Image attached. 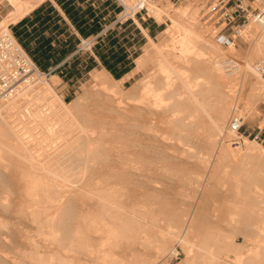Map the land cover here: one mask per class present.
Segmentation results:
<instances>
[{
	"label": "bare ground",
	"instance_id": "obj_1",
	"mask_svg": "<svg viewBox=\"0 0 264 264\" xmlns=\"http://www.w3.org/2000/svg\"><path fill=\"white\" fill-rule=\"evenodd\" d=\"M8 1L12 6L13 11L9 14L8 18H6L1 23L2 31H9L7 29L8 23L17 22L21 17L30 12V10H32L43 0ZM124 6L125 12L132 11L129 2L125 1ZM190 9L189 11L191 12H188L190 16L188 18H185L183 9L171 12L169 6H167L166 4H159L155 7V10L157 12L162 11L166 15L170 22V25L165 30V38L161 43H151L150 47H148L142 55L135 59V70L142 69L148 63H152L154 67L153 71L150 74H147L139 82L132 85V87L126 90V92H121L119 88L120 81L114 80L106 72H91L90 76L94 83L93 87L95 86V89L99 93L98 100L104 103V107L107 108L108 113L111 115L109 117V120L107 119L103 122V127L108 129L107 131L109 132L105 133L104 131L105 134L97 133L98 135L101 134V137L98 135V137L93 136V140H91L87 135H82L81 140L84 144L89 143L87 144V146L95 144V147L99 146L101 148L102 146H106L108 144L103 140L104 136L107 138V140L113 139V142L111 143L112 146L110 147L107 145L108 147H110V149H106L108 151L105 150L104 152H101L97 149H92L89 151L86 150L85 152L88 151L87 153L90 157L88 159H81L79 157L83 156L82 154H80L82 152V148H79L76 151L67 150V148L57 151V143H59L57 142V150L46 153L43 160L39 161L42 163L36 164L39 162L35 163L36 160H34L33 162V159H30L28 157V153L30 152L27 153V149H29L30 151L33 147H30V142L32 141V139H29V135H26L27 131H22V128L26 129V127H22V124V126H20L19 122H15V119L13 120L11 116H9V112L16 107L22 108V111L23 109L27 110L28 107L26 106L31 105L29 104L28 99L33 98L34 95H37L39 93H51L49 92L50 90L48 91L47 89L48 86L45 85V82L41 79L42 76L40 77L38 75H35L32 82L19 86L18 90H16V92L14 93L16 99L15 101L12 100L14 99V95H12L10 98L0 102V144L3 147H9L8 149H10V147L16 149L19 155H15H18L16 156V158H19H17L16 160L13 159L14 164L17 162L25 163L24 165H22L23 163H20L22 166H18L20 168H17L16 171H20V175L17 178L11 176V166H13V163H9V160L12 154L9 157L7 154H10L12 151H9L7 149L6 153V149L4 148V152L6 154H2V151L0 150V156H2V159L0 157V196L6 194L4 198H0L1 210H7L10 206V204L8 205V197L6 196H14V194L17 195L18 192H20V194H23L24 197L27 198V201L29 200L30 206L31 204H34L31 202H37V200H41L39 199V195H43L45 198H47V201L44 199L45 202L52 201L53 204L54 199L49 200L50 197L47 196L53 193V189H60L61 186L59 187V184L63 180H61V182H58L59 184H57L56 181V183L53 182L55 176L54 178L52 177L51 180L50 178L45 177V175H43L44 171H39V169L45 166L47 170L48 168L52 170L58 163L64 161L74 162L76 160H80L79 162L84 164H89L90 162H92L93 166L86 165L87 167H85L86 172L90 174L101 169L99 163L103 164L102 166L105 167L107 163L110 162L108 159H110V156H112L113 154V156H115V160L119 164L118 169L116 170L119 175H121L122 177H129L131 179L140 176L145 179L146 176L143 174V172H141L144 167H140L142 165L140 160L144 152L142 150H140L141 152H135V148L146 149L147 146H150L151 143L156 142V144H159L158 148L162 152H164L165 157L168 158L169 156H171L174 158H178V156H180L185 157V159L187 160H191L197 157L198 152L196 151V148L198 146H212L216 142L217 137L219 135H222L225 129L228 133L231 134V137L233 136V134L226 128L225 123L226 120L229 119L228 116L230 115L232 110H235L233 109L235 108L236 104L234 103V96L236 95H234L235 89L239 88L240 95L238 96V101L241 100L244 103V105L246 106L245 111H247L248 113L253 112V107L257 105L260 98H264V82L259 80L257 76L259 74L255 70V59L260 58L264 53V27H262L258 23L256 24H258L260 28L258 26L255 27L254 24L246 25L240 32L242 38L247 41L248 44H250V48L245 56L238 55L232 43L226 46L228 47L227 52H222L220 51V46L212 43L210 41V38L204 33V31L200 27L195 11ZM176 31L180 32V38L176 42L175 48L173 47V44H171V41ZM243 32H245V34H243ZM247 34L250 35L249 38L252 37L250 40L246 38ZM152 84H154V86H152ZM243 91L245 93L244 96L241 97ZM105 92H108L109 94H103ZM110 93L111 96H109ZM37 96H35V98ZM81 100L82 98L74 102L71 107H77L80 104ZM119 103H122V106H120ZM31 106H29L30 110ZM130 108L132 109L131 113L133 114L131 115L133 117L127 119L124 113L127 114V111ZM13 111L11 113H13ZM16 111L17 110H15L14 113ZM152 117H155V119H157V121L161 124L160 126L163 125L164 127H166L165 132L160 133L159 131H155L152 128L154 127V124H152ZM25 119L23 120V122L25 121ZM16 121H18V119ZM31 123L33 122L31 121ZM35 124L37 125L36 122ZM27 125L29 126V124H26L25 126ZM84 126L80 128H82V130L86 129V127ZM43 128L44 127L42 126V128L40 129L41 131H39L41 132V134L42 132L45 133V131H43ZM47 130H49V127ZM63 131L65 132V130ZM87 131L89 132V135L95 134L94 131L89 128L88 130H86V132ZM75 132H79V130ZM73 133L71 135L74 138ZM60 135V137H63V139H66L65 136H68H62V134ZM54 136L55 135L53 133V137ZM77 139L78 138L74 139L75 143ZM245 141H247L245 152L243 154H237V156L235 155L234 158L239 161L234 164L236 177V188L234 194L239 198L237 199L236 206L231 211L226 212L224 208H222V201H219L218 192L209 191V193L207 194L203 193L205 192L206 188L204 184L203 186L197 185L199 179L195 178V180H188L187 184L189 186L196 185V187H198V193L200 192L201 197L205 198L206 195H210V197L212 198L211 207H204L202 205V200L197 199L189 207L190 210L180 208L177 212L169 216L166 224L168 231L161 235L158 234V239L156 238L158 236L155 237L156 239H153L150 235L148 236L146 228L144 229L146 231L143 232L145 235H147L144 238H137L139 234L136 233V228L134 232L131 229L132 227L128 223L123 221L124 219H127V217L125 215L118 214L121 212V208L117 211L116 214H110V211L113 212V209L116 210L118 206V203L115 199V190L113 191L111 187L109 188V190H107L109 192L106 193L107 191H103L104 188L102 190L101 186L98 187L97 183L99 181H96V183H94V181L93 184H96L95 188L101 189L93 190L98 191L96 192L98 193L99 197L97 205L101 209V212L97 211L96 213L95 211L94 214L98 215L100 222H102V224L105 223L103 225L106 226H117L115 223H113V219L120 222L123 221L125 223V227H127L126 225H128L130 227V230L135 233L134 236L137 235L136 237H134L133 235L131 237V233L129 230L128 231L130 234L127 232L129 234V237H127V234L125 232H121L124 231V229L121 230L115 227L116 229H118V232L116 230L118 237H121V235L119 236L118 234L119 230L123 235L125 233L126 237L124 235L123 238H116L115 236H110L108 233L106 234L105 231H103L104 233L100 232V239L96 240L94 246L85 244L83 241L86 239H84L83 233L81 234L83 238H77V234L79 233V230L77 231L78 226L81 222V224H83V226L81 225V227H84V224H89L87 227H95V225L93 226V220L95 219H92L93 217L91 218V215L89 216V214H87L88 216L86 217L82 216L80 218V215L74 214L72 212V208L68 207L66 203H63L64 197H60L59 195V200L57 199V201H55L59 204V202L63 200L60 203L61 206L55 205L58 207H53L54 209L51 212H48L49 209L47 207L50 204H44L48 206H44L42 204L44 206V209H42L39 213L37 212V215L34 214L35 216L33 217V222H36L37 226H39L40 228V230L36 231V233L38 232V235L44 237L45 242H49L51 245H55L57 243L60 246H58L60 249L61 247L62 249H65L64 242H67V251H74L75 253L76 250H82L87 252V256L90 258L91 264H158L160 259L159 257L163 255L164 252H168L171 256L176 255L177 246H179L183 251L186 250V260L189 261V264H264V153L259 150L258 147L252 144L255 143L252 140L250 141V139L244 138V142ZM50 143L48 145H50ZM43 145L44 147H46L45 144ZM48 145L47 147H49ZM3 155H7L9 160H5L7 157L4 159L5 156ZM223 155H228L230 157L233 154L230 150H226ZM103 156H105V158L100 162L99 159ZM31 157L34 158V156ZM50 170L48 172H50ZM63 170L65 171L66 169ZM159 170L161 169L159 168ZM53 171L55 172V170ZM61 172L63 171L61 170ZM68 172L66 173L68 174ZM66 173L63 175H66ZM51 175H53V172ZM56 176H58V174ZM62 177L64 176L61 175V177L59 178ZM101 178L103 180V177ZM243 179L247 181L249 180V185L245 184L243 182ZM57 181L59 180L57 179ZM99 183H101L100 185H102V182ZM240 184L245 185L244 187L247 190L245 193H242L240 191ZM250 184L256 186V192L250 191ZM87 189L89 190V188ZM36 193H39L37 194L39 197L35 195ZM57 193L58 192L55 193L56 196ZM73 193L74 192H69V195ZM34 195L38 199L36 198V200H34L35 198L32 197ZM74 195L75 194H73V196ZM76 196L77 195H75V197ZM22 199L16 200L14 202V205L19 204L18 207H21L20 204H24V201ZM56 202L54 204H56ZM109 203L111 204V206L108 208L107 205ZM26 206L25 209L29 207ZM120 207L123 208V206ZM108 209L110 210L108 211ZM74 210L76 211L77 209ZM129 210L130 209L128 208V211ZM24 211L26 212V210ZM131 211L137 213L133 210ZM22 212L23 211L19 212L18 214ZM15 215H17V212ZM23 215H18V218H15L13 216L10 218L15 219L16 221L20 220L19 217L21 216L22 218L26 217H23ZM30 215L33 216L32 214ZM131 217L133 218V216L128 217V222H130ZM26 218L25 220H27ZM131 222L133 221L131 220ZM98 224L100 225L101 223ZM121 224L122 228H125L123 227V223ZM4 225L5 224H3L2 227H4ZM141 225L144 226V224ZM142 226H140L139 224V227ZM103 228L105 227L103 226ZM44 229L48 230L49 232L45 233L46 230L44 231ZM80 230L82 231L83 228H80ZM100 230H102V228H100ZM92 231L94 230H91L90 232ZM110 232L112 233V229ZM85 233H87V231H85ZM95 233L97 234L98 231ZM140 233L142 234V231ZM88 234L90 235V233ZM88 234H86L87 238L89 237ZM141 234L139 235L140 237ZM48 237L54 238L49 239ZM76 244H78V246H75ZM33 245H35V247L37 248L39 247V249L40 247L44 246L41 244H37L36 242H34ZM16 246L18 245L16 244ZM16 246L15 251L17 249ZM39 249H37L38 253ZM17 250H20V248ZM15 251H13V253ZM92 251H94V254H92ZM48 253L49 254H47V262H49V264H53L54 262L52 261L54 260L57 262L56 264H59V260H63V258L61 257L62 255L59 256L55 253ZM34 255L35 257H38L37 254L34 253ZM33 256L31 257L33 258ZM42 256L41 261L42 264H44L43 259H47V256ZM38 258H36L35 261H37ZM81 261L82 259L80 256V262ZM60 264H62V261ZM65 264L67 263L65 262Z\"/></svg>",
	"mask_w": 264,
	"mask_h": 264
},
{
	"label": "rangeland",
	"instance_id": "obj_2",
	"mask_svg": "<svg viewBox=\"0 0 264 264\" xmlns=\"http://www.w3.org/2000/svg\"><path fill=\"white\" fill-rule=\"evenodd\" d=\"M95 2H97V3H95V6L98 4L97 6L100 9L99 12L102 14V17L100 19L101 29L96 34H92V35L86 36V37H81L79 39V41H71V44L73 42V51H70L67 55L64 56L65 57L64 59L59 60V62H57L56 64L49 65L47 68L39 67L36 64V62L33 60L30 53L22 46V43L19 41V44L23 48L24 52L32 60V62L36 65L37 69L41 73V75H38V76H40V77L42 76L41 79L45 82V85L48 86V88H47L48 91L50 90L49 92H51L49 94H46L44 92H43V94L39 93V94H37L39 96L34 95L33 98L28 99L29 104H31L32 106L27 105L26 106V107H28L27 110L23 109V111H22V108L16 107L17 109L16 108L13 109L14 111L17 110L15 113L13 110H10V112H9V114H10L9 116H11V118L13 120L15 119L14 120L15 122H19L20 126L23 125L22 127H26L27 130L25 128H22V131H25V132L27 131L26 135H29V139H32V141L30 142L31 146L30 145L29 146L33 147L30 151H29V149H27L28 150L27 153L30 152V153H28V157L30 159H33L32 160L33 162H34V160H36L35 163L39 162L40 160H43L46 153L51 152L53 150H57L56 149L57 147H58L57 151H60V150L66 149V148H67V150L76 151L77 149L82 148V152L80 154H82L83 156L80 155L81 157H79V156L78 157L81 159H88L90 157L89 154L87 153L89 150H92V149L96 150L97 149L98 151L104 152L106 149H110V147L112 146L111 143L113 142V139L107 140V138L105 136L103 137V140L105 142H107L108 143L107 145L110 147H108L106 145V146H102L100 148L99 146L95 147L96 146L95 144H93L91 146H87V144H89V143H85L86 144L85 145L81 140L82 135H87L91 140H93L94 139L93 136H95V137L100 136L101 137V134L98 135L97 133H104V131H105V133L109 132V131H107L108 129L103 127V122L107 119L109 120L110 119L109 117L111 115L108 113L107 108L104 107V103L98 100L99 93L95 89V86L93 87L94 83H93L91 76H90L91 72H93V71H99V72L104 71V72H106L114 80L120 81L119 88H120L121 92H124V91L126 92V90H128L130 87H132V85L139 82L147 74H150L154 69L153 64L148 63L142 69L135 70V66H136L135 65V59L137 57H139L140 55H142L147 50V48L150 47L151 43L159 44L163 41V39L165 38V30L170 25V22H169L168 18L166 17V15L162 11L157 12L154 9V11H153L154 19L151 17H148L147 15H141V14H136L132 17H129L131 15V12H129V11L125 12V9L123 10L121 5L114 0H96ZM207 2H208V0H157L158 5L159 4L160 5L166 4L167 6H169L171 12L183 9L185 18H188L190 16V14L188 13V12H191V11H189L190 8H191L190 10H194L196 13L198 22L200 24V27L202 28L204 33L210 38V41L212 43H214L215 45H219L221 48L220 51L227 52L228 47L221 46L220 44H218L214 41V39L212 37V32L210 30V29H212L211 28L212 22L209 20L208 17L201 15V13L203 12ZM12 11H13V8L10 5L8 0H0V32H2L1 23L6 18H8L9 14ZM237 23H238V25H241L238 36L232 35L231 30L229 28L230 24L225 27L224 33H225V35L230 36V38H232V40H233L232 45L236 49L238 55L245 56V54L248 52V50L250 48V44H248V42L242 38V36L240 35V32L243 30V28L246 25L254 24L255 27L258 26L259 28H260V26L258 24H256L255 22H253L252 20L251 21L246 20L244 22L239 21ZM145 26H146V28H145ZM136 27L139 28L138 32L135 31ZM8 28L10 29V31L13 34L15 33L14 32V23H8L7 29ZM145 29H147V30H145ZM107 31H110V32L113 31L115 33L114 36L118 37V42L121 45L126 46V51L128 53L127 58L132 59L131 60V64H132L131 68L127 72H125L124 74H122L118 77H114L108 70H106L104 68V66L101 64L99 59L96 57L94 49H93V46L96 44V42L98 40L97 37L101 36L103 38L105 35H107ZM243 34H245V32H243ZM249 36L250 35H248V34L246 35V38L248 40H250L252 38V37L249 38ZM179 38H180V32L176 31V33L174 34V37L171 41V44H173V47L176 48V42L178 41ZM125 40H127L128 42H131V44L129 46L126 45L127 43ZM103 42H104V44L106 43L105 40H103ZM73 55H75L77 57V60H74V61L76 62L75 68H77L78 72L74 71L72 74L68 75V74L64 73V69L59 68V66L65 60L68 62V65L70 66L73 59L71 60L69 58ZM87 57H92L95 63H94V65H92V67L89 70L84 72L82 67H83L85 61L87 60ZM258 59H255V62ZM67 68H70V67H67ZM257 76H258L259 80L264 82V76L263 75H260V76L257 75ZM54 77L57 79H55ZM152 86H154V84H152ZM244 93L245 92L243 91L241 97L244 96ZM103 94H109V93L105 92ZM13 95H14V97H13L14 99H12V100L15 101L16 100L15 94H13ZM234 95H235L234 96V103H236V104H235V108H233L235 110H232V112L233 113L240 112L244 118V124L257 125L258 122L260 121V119L262 118V116L264 115V98H260L257 105L253 107L254 114H253V117H251L252 112L248 113L247 111H245L246 106L244 105V103L241 100L238 101V96L240 95L239 94V88L235 89ZM35 96H37V97L35 98ZM109 96H111V93ZM80 98H82L80 104L77 107H71V105L74 102H76L77 100H79ZM119 105L122 106V103H119ZM29 106H31V110H30ZM33 108H34V110H33ZM67 108H69L70 110ZM28 110L31 112H29ZM131 110L132 109L130 108L127 111L128 112L127 114L124 113V115L127 119L133 117L131 115V114H133V113H131ZM12 111H13V113H11ZM23 112H25L26 114ZM129 112H130V114H129ZM232 112L228 116L229 118L233 114ZM16 117H17L18 121H16L17 120ZM152 118H153L152 121L154 122V123L152 122V124H154L153 125L154 127H152V128L155 131H159L160 133L165 132L166 127H164L163 125L160 126L161 124L157 121V119H155V117H152ZM24 119H25V121L23 122ZM76 120H79L80 122L76 121ZM227 120H226V123H227ZM31 121L33 123H31ZM35 122L37 123V125L35 124ZM226 123H225V125H226ZM26 124H29V126L28 125L25 126ZM43 124H45V125H43ZM74 124L77 125L78 127L75 126ZM39 125H41V126H39ZM42 126L44 127L43 131H45V133L42 132V134H41V132H39V131H41L40 129L42 128ZM62 126H63V128H62ZM83 126L86 127V129H84L85 133H84V130H82V128H80ZM28 127H31V128H28ZM48 127H49L50 131L47 130ZM75 127H76V129H75ZM88 128L91 129L92 131H94L95 134H90L91 135L90 136L89 132L88 131L86 132V130H88ZM72 129H74V130H72ZM224 129H225V126H224ZM63 130H65V132ZM78 130L81 134L79 132H75ZM247 130H248V128L246 126L241 128V131L246 132ZM30 131H34V132H30ZM73 132L76 134H74ZM37 133H39V134H37ZM53 133L55 135L54 136L55 138L53 137ZM72 133H73L74 138L71 135ZM60 134H62V136H65V135H68V136H65L66 139H63V137H60L61 136ZM69 135H71V136H69ZM50 137H52V138H50ZM75 137L78 138L76 140V143L74 140V139H76ZM56 138H58V139H56ZM229 138H231V134L228 133L227 130L225 129L223 134L219 135L217 137L216 142L212 146H210V147H208V146L204 147L203 145L198 146L196 148V151L198 152L197 157L194 159H191V160L190 159L187 160V159H185V157H180V156H178V158H174L171 156H169L168 158L165 157L164 152H162L158 148L159 144L158 143L156 144V142L151 143L150 146H147L146 149L135 148V152H138L140 150H142L144 152V153L142 152L143 154H142V157L140 160L142 165L140 164L141 166L140 165L139 166L142 168L144 167L143 168L144 171L141 168L142 169L141 172H143V174L146 176L145 179L140 177V176H137L136 178L134 177L131 179L129 177L127 178V177H124V176L122 177L121 175H119V173H117V171H116L118 169L119 164L115 160V156H113V154H112V156H110V159H108L110 162H108L105 167L102 166L103 164L99 163L101 169L97 170V172H93L90 174H88L86 172L85 167H87L86 165L93 166V163L90 162L89 164H84V163L79 162L80 160L79 161L76 160L74 162L73 161L72 162H69V161L60 162L52 170H50L49 168L47 170V168L45 166V167L39 169V171L43 170L44 171L43 175H45V177L50 178V180L52 177L54 178V176H55L54 181L52 179V181L54 183L57 182V184H59L58 182H61V180H63L61 182L63 184L66 181L65 182L66 184L64 183L65 185L64 184L62 185L61 183L59 184V187L61 186L63 188H61V187H60V189L58 187H56L58 189L52 188L55 191V193L58 192L61 194L57 193V196H56L54 191H52L53 193H51L47 196V197H50L49 200L54 199L53 204L57 201V199L59 200L60 197H64V198L66 197L65 199L63 198V200L65 202L62 199L61 200L63 201V203H66L68 205V207L72 208V212L74 214L80 215V218L82 216L83 217L88 216L87 214H89V216L91 215L90 217L91 218L93 217L92 219H95V220H93L95 223V224L93 223V226L95 225L96 228L99 225L98 223H101L98 226V228L96 229L95 227H87L89 224H87V225L84 224V227H81V225L83 226V224H81V222H80V225L78 226V229H77V231L79 230L78 231L79 233L77 234L78 235L77 238H79V239L83 238V236L81 235L83 233L84 239H86L83 241L85 244H90L91 246H94L96 240L100 239V236H99L100 232H103V231H105L106 234L108 233L110 236H113V237L115 236L116 238H123L125 233L127 234V237H129L128 235L131 233V237H132V235L133 236L135 235V233H134L135 231L137 234L140 235L141 234L140 232L142 231L143 235L141 234V237L139 235H138L139 237L137 235L136 236H137V238H144L147 235V234L146 235L144 234V232L146 231V230H144L145 228L147 229L148 236L150 235L153 239H156V238L158 239L159 235L164 234V233H166V231H168L166 224H167V219L169 218V216H171L173 213L177 212L180 208L190 210L189 207L197 199L202 200V205L204 207H207V208L211 207L212 198L210 197V195H208V196L206 195L205 198L201 197L200 192L198 193V191H199L197 189L198 187H196V185L189 186L187 184L188 180H195V178L199 179L200 181L198 180L197 185L203 186V184H204V186L206 188L205 192H203V193L207 194V193H209V191L210 192H218L219 193V195H218L219 201L220 200L222 201L221 206H222V208H224V210L226 212L233 210V208L236 206L237 199L239 197H237L234 194V191L236 188V177H235V171H234V167H235L234 164H236L239 161H237L234 158H235V155L237 156V154H243L245 152V147H246L247 141H245V142L243 141L239 146L234 147V145H232V143H230ZM67 139L68 140L70 139L69 142ZM57 142H59V143H57ZM36 143H37V145L38 144L39 145L37 146ZM42 143L45 144L46 147L49 143H50V145H48L49 147L46 148V147H44V145ZM56 143L58 146L56 145ZM248 143H252V142H248ZM252 144L255 145L256 147H258V149L264 153V150L257 143H252ZM53 146H55V147H53ZM27 147H28V145H27ZM38 147H39V149H38ZM68 147H69V149H68ZM151 147H153V148H151ZM0 148H1L0 150L2 151V154L3 153L6 154L7 149L9 147H6V146L3 147L0 144ZM43 148H45V149H43ZM4 150L6 153L4 152ZM8 150L12 151L11 153L8 152L10 154H7L8 157L12 154L10 156L11 157L10 160L8 159L7 155H3V156H5L4 159L7 157L5 160H9V163H13L12 164L13 166H11L12 167L11 168V171H12L11 176H14L17 178L20 175V171H16L17 168H20L18 166H22L25 163L20 162V163H23L21 165L19 162H17V163H15L16 164L15 165L13 162V159L16 160L17 158H19V157L16 158V156H18L19 154L16 151V149H14L12 147H10V149H8ZM86 150H88V151L85 152ZM226 150H230L233 155H231L230 157L228 155H223ZM106 151H108V150H106ZM15 154H18V155H15ZM41 154H42V156H41ZM0 155H1V153H0ZM35 155H36V157H35ZM31 156H34V158ZM0 157L2 159V156H0ZM12 157H14V158H12ZM37 157H39V158H37ZM143 157H145V158H143ZM104 158H105V156L101 157L99 159L100 162ZM11 159H12V161H11ZM41 163L42 162H39L36 164H41ZM159 168L161 170H159ZM63 169H66V170L64 171ZM162 169H164L165 171ZM49 170H50V172H48ZM53 170H55V172ZM61 170L63 172H61ZM18 172H19V174H18ZM52 172H53V175H51ZM66 172H68V174ZM47 173H50V174H47ZM56 173L58 174V176H56L57 175ZM65 173H66V175H63ZM61 175L64 177L59 178V177H61ZM105 175H106V177H105ZM79 176H81V177H79ZM101 177H103V180ZM63 178L64 179L66 178V179L64 180ZM57 179L59 181H57ZM96 181L102 182V185H100L101 183H99V182L97 184H98V187L99 186L102 187V188L100 187L102 190L104 188L103 191H107L111 187H112L113 191L115 190L114 191L115 192V199H116V202L118 203V206H117L116 210L113 209V212L110 211V214H112V213L116 214L117 211L120 210V208H121V210H120L121 212L119 211L120 213H118V214H122V215H125L127 217L128 220L124 219L123 221L128 223L132 227L131 229L133 231L136 228V230L134 232L132 230H130V227L128 225H126L127 227H125V223L123 221L120 222V221L115 220V219H113V223H115L117 226L103 225L105 223L102 224V222H100V220H99V216L94 214L95 211H96V213H97V211L101 212L100 207H98V205H97L99 197H98V193H96V192H98V191H93V190H101V189L95 188L96 184H93V182L96 183ZM243 182L245 184H248V185L250 183L249 180L247 181L244 179H243ZM103 185H105V186H103ZM244 186L245 185H243V184H240V186H239V189L242 193H245L247 191ZM75 187H77V188H75ZM249 187H250L249 188L250 191H254V192L257 191L255 185L250 184ZM87 188H89V190ZM67 190H69V191H67ZM69 192H71V193L74 192L73 194H75L77 196L75 197V195L73 196V194L69 195ZM108 192L109 191H107L106 193H108ZM37 194H39V193L35 194L37 197L42 196L41 198L39 197V199H41V200L40 201L37 200V202H34V201L31 202V203H34V204H31V206L29 204L30 203L29 200L27 201V198H25L23 194H20V192H18L17 195L14 194V196L13 195L6 196V197H8V205L10 204V206H9L10 209L9 208L7 210H1L0 209V222L2 223V224L0 223V264H39V263L42 264L41 256L43 254H45L42 257H46L47 254H49L48 252L55 253L56 255H59V256L62 255L61 256L63 258V260H61L62 264H65V262L67 264H91V260L87 256L88 255L87 252L82 251V250H80V251L76 250L75 253H74V251L73 252L67 251L66 250V248H67L66 246H68L67 242L66 243L64 242L65 249L64 248L62 249V247L60 249L59 248L60 246L57 243L55 245H51L49 242L48 243L45 242L44 237L39 236L38 232L36 233V231L40 230L39 226H37V223L33 222V217L35 215H37V212L39 213L42 209H44V206H48L49 204L50 205L47 207L49 209V211L48 210L47 211L51 212L55 207L61 206L60 203L62 202V201L61 202L58 201L59 204L56 202V204L53 205L52 201L51 202H45V200L47 201V198H45L43 195L38 196ZM40 194H41V192H40ZM5 195L6 194H3V196H0V198H4ZM51 195L52 196L54 195V196L52 197ZM34 196H32V197L35 198L34 200H36L37 197L36 196L34 197ZM95 196H97V197H95ZM117 197H118V199H117ZM33 198H31V199H33ZM19 199L20 200L22 199L24 201L23 202L24 204H20L21 207H18L19 204L14 205L15 204L14 202L16 200H19ZM42 199H43V201H42ZM79 199H80V201H79ZM89 199H91V200H89ZM121 199H122V201H121ZM42 204L43 205L48 204V205L43 206ZM22 205L24 206V208ZM26 205L29 207H27ZM55 205H58V206H55ZM119 205L123 206V208L125 207L124 209H127V210H124ZM25 206L28 209L27 208L25 209ZM110 206H111V204L109 203L107 205V207L109 208ZM73 208L77 209V210L75 211ZM87 208H89V209H87ZM128 208L130 209L129 211H128ZM23 209L26 210V212L28 214ZM20 210L25 212V213H23V212L20 213L21 215L24 214L23 217L24 216L30 217L31 216L30 214H32L33 216L30 217L31 220L28 217L22 218V216L19 217L20 220H16V221H15V219L10 218L12 216L15 218L16 217L18 218V215L20 216V214H18L19 212H21ZM29 210H30V212H29ZM109 210L110 209H108V211ZM131 210H133L137 213H134ZM87 211H89V212H87ZM16 212H17V215H15ZM129 216H133V218L132 217L130 218V222H128ZM25 218L27 220H25ZM131 220L133 222H131ZM117 221H118V223H117ZM121 223H123V227H125V228H122ZM3 224H5L6 226L4 225V227H2ZM139 224H140V226H142L141 224H144V226H142L143 228L139 227ZM102 225L105 228H103ZM79 227L81 229L83 228V230L81 231ZM115 227L118 229H121V230L124 229V231H121V232H125L124 235L119 230L118 234H119V236L121 235V237H118V235H117L118 229H116ZM100 228H102V230H100ZM108 228L112 229V233L110 232L111 229H108ZM85 229H87V230H85ZM88 229L90 231L91 230H94V231L90 232ZM95 229H96V231H95ZM45 230L46 229H44V231ZM116 230H117V232H116ZM128 230L130 231V233ZM85 231H87V233H85ZM97 231H98V233L96 234L95 232H97ZM48 232H49L48 230L45 231V233H48ZM93 232H94V234H93ZM88 233H90V235ZM86 234L89 235L88 238H87ZM79 235L82 237H80ZM153 235H155V236H153ZM136 236H134V237H136ZM156 236H158V237H156ZM125 237H126V235H125ZM48 238L53 239L54 237H48ZM33 241L36 242L37 244H41L44 246L40 247V249H39V247L37 248V247H35V245H33L34 244ZM16 244L18 246H16ZM45 245H46V248H45ZM15 246L17 247V249L20 248V250L16 249V251H17L16 252ZM75 246H78V244H76ZM34 249L35 250L39 249V253H38V250L35 251ZM13 251H15L14 253H16V254H14ZM34 253L37 254L39 258L35 257ZM176 253H177L176 255L171 256L168 252H166V253L164 252L163 255H161L159 257L160 259H159L158 264H189V261L186 260V250L183 251L179 246H177L176 247ZM92 254H94V251H92ZM30 255L31 256L34 255L33 258ZM80 256L82 259L81 262H80ZM36 258H38L37 261H35ZM26 260H28V261H26ZM43 260H44L43 261L44 264H45V262H46V264H49V262H47L48 256H47V259L44 258ZM61 261L59 260L58 263L60 264ZM68 261H69V263H68ZM26 262H29V263H26ZM52 262H54L55 264L57 263L55 260Z\"/></svg>",
	"mask_w": 264,
	"mask_h": 264
},
{
	"label": "built area",
	"instance_id": "obj_3",
	"mask_svg": "<svg viewBox=\"0 0 264 264\" xmlns=\"http://www.w3.org/2000/svg\"><path fill=\"white\" fill-rule=\"evenodd\" d=\"M114 1L119 3L123 10L124 2L130 3L132 11L129 17L141 14L154 19L153 11L158 6L157 0ZM201 15L208 17L212 22L210 30L214 41L221 46H228L233 40L224 33L227 25L230 24L233 36L239 35V21L252 20L264 27V0H208ZM8 30L0 32V102L10 98L20 85L32 82L35 75H41L9 28ZM255 70L264 76V54L255 62ZM242 125V114L233 113L226 124V128L233 134L229 138L230 143L237 147L247 138L264 150V115L253 133L242 132Z\"/></svg>",
	"mask_w": 264,
	"mask_h": 264
},
{
	"label": "trees",
	"instance_id": "obj_4",
	"mask_svg": "<svg viewBox=\"0 0 264 264\" xmlns=\"http://www.w3.org/2000/svg\"><path fill=\"white\" fill-rule=\"evenodd\" d=\"M46 13L47 11L43 14L42 21H46L48 19ZM65 13L68 19L73 24H75L76 29L82 37H86L92 33H97L101 29L100 19L102 14L100 12L95 14L89 24H86V21L93 16L91 7L89 6H87L83 12L79 13L78 16H75V12L69 13L68 11H65ZM41 31L42 29L36 30L35 28H31L28 31L24 29V33L22 34L23 40L21 41L19 38V41L22 43V46L30 53L33 60L39 67L47 68L49 65L58 62L61 58L67 55L72 50L73 44L68 43V40L62 41L61 39H57L56 44L51 45V37L39 34ZM135 31L138 32L136 28ZM114 34L115 33L113 31H107V35H105L103 38L98 36V40L93 46V49L96 57L99 59L104 68L108 70L114 77H118L131 68L132 59L127 58L128 53L126 51V46L121 45L118 42V37H115ZM103 40H105V44ZM125 41L127 43L126 45L129 46L131 44V42H128L127 40ZM69 59H73L70 66L68 65L67 61L63 62L59 66V68H63L64 73L68 75L72 74L74 71H77V68H75L76 62L74 61L77 60V57L73 55ZM94 63L95 62L92 57H87V60L82 67L84 72L89 70L92 65H94Z\"/></svg>",
	"mask_w": 264,
	"mask_h": 264
},
{
	"label": "crops",
	"instance_id": "obj_5",
	"mask_svg": "<svg viewBox=\"0 0 264 264\" xmlns=\"http://www.w3.org/2000/svg\"><path fill=\"white\" fill-rule=\"evenodd\" d=\"M95 1L96 0H43L32 10H30V12H28L26 15H24L17 22L14 23L15 33L14 34L12 32L11 33L16 38V40L18 39L17 40L18 42H19V38L21 39V41L23 40L22 34L24 33V29L28 31L31 28H35L36 30L42 29V31L39 34H42L44 36H50L51 45L56 44L57 39H61L62 41L68 40L69 41L68 43L70 44L71 41H79V39L82 36L79 34L78 30L76 29L75 24H73L68 19L65 11H68L69 13L75 12L76 14L75 16H78L79 13L83 12L87 6L91 7L93 16L86 21V24H89V22H91L95 14H97V12L99 13L100 11V9L97 6L98 4L95 6V3H97ZM46 11H47L46 14L48 16V19L46 21H42V16ZM136 29L139 31L138 27H136ZM92 34H89L88 36ZM71 51H73V48ZM64 58L65 57L61 58L60 60ZM253 114L254 112H252L251 117H253ZM244 126L248 128L246 132L242 131L244 133H253L256 129V125L244 124L242 125L241 128H243Z\"/></svg>",
	"mask_w": 264,
	"mask_h": 264
}]
</instances>
